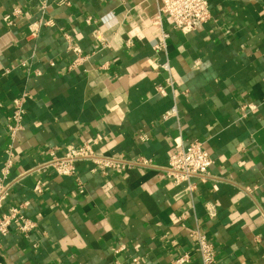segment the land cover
<instances>
[{"label": "crops", "instance_id": "obj_1", "mask_svg": "<svg viewBox=\"0 0 264 264\" xmlns=\"http://www.w3.org/2000/svg\"><path fill=\"white\" fill-rule=\"evenodd\" d=\"M207 1L209 21L183 34L156 24L161 0H0V177L11 151L6 206L36 224L0 236V264H200L196 230L216 264H264V0ZM194 140L213 165L187 194L165 168ZM85 144L151 166L32 171Z\"/></svg>", "mask_w": 264, "mask_h": 264}, {"label": "built area", "instance_id": "obj_2", "mask_svg": "<svg viewBox=\"0 0 264 264\" xmlns=\"http://www.w3.org/2000/svg\"><path fill=\"white\" fill-rule=\"evenodd\" d=\"M13 15L19 16L20 12L15 11ZM161 16H165L171 20L173 29L183 34L194 32L202 25L207 23L211 18L210 5L207 0H161L159 15L156 24H161ZM11 17H6L5 21L9 22ZM167 35H165L166 37ZM161 46H157L159 49ZM80 59L76 60L72 67L78 65ZM165 71H169V66L164 65ZM28 98L24 94L21 98H17L12 102L13 113L11 116L12 125L9 126L11 138L14 139L19 130L22 128V122L26 115L25 103ZM175 116L176 110H171L167 116ZM8 159L2 170L0 177V236L6 237L12 227H16L19 232L28 235L36 227V224L24 214L27 204L18 207H7L6 201L11 189V184L4 182V178L8 176L9 169L12 166V152L8 151ZM79 163H89L95 168L103 171L113 170L118 174L131 169L133 167H150V160L141 158L137 160H127L122 156L110 157L98 155L91 145L85 144L80 148L68 147L67 152L62 157L51 155V158L35 167L32 171L52 170L57 176L75 177L76 166ZM213 161L208 152L204 149L203 142L194 140L188 146L177 144L174 152L171 154L168 166L165 168L166 176L176 184L183 182L189 183L185 193L191 194L195 190V186L190 182L198 179L204 183L210 174V168ZM44 184H37L35 192L41 193ZM210 216H214V210L209 209ZM194 241V251L200 260V264H216V249L208 238L196 230L191 235ZM192 257L190 254H184L175 258L172 264H191Z\"/></svg>", "mask_w": 264, "mask_h": 264}]
</instances>
